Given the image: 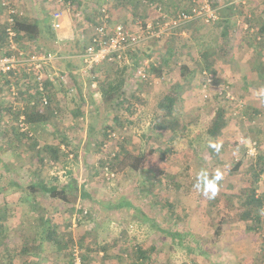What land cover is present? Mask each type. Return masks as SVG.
Instances as JSON below:
<instances>
[{
  "label": "rangeland",
  "instance_id": "rangeland-1",
  "mask_svg": "<svg viewBox=\"0 0 264 264\" xmlns=\"http://www.w3.org/2000/svg\"><path fill=\"white\" fill-rule=\"evenodd\" d=\"M15 1L18 9L25 12L24 16L28 20L43 17L48 20V16L57 7H60L56 0ZM104 2L101 1V3L95 4L94 0H86V2H82V7L79 10H76L75 3H70L73 7L70 6L72 8L70 14L74 20V25L87 38L91 36L93 28L96 26L97 12L107 6ZM105 3L107 4V2ZM155 3L162 4L165 10L170 13L188 10L191 7V0H160ZM216 3L218 7L226 5L223 2L218 3L216 1ZM126 4L127 2H124L123 5L116 2L112 5L114 12H121L122 15L128 17V19L121 22L122 24L131 25V23L137 21L158 20L159 14L157 10L153 9L155 6L149 7V5L142 3L139 8L134 9L131 13V8L127 9ZM97 5L99 9L96 8ZM226 8V6L224 8L220 7V11ZM244 8L248 10V14H252V18L248 20L246 18L247 12L244 10L233 18L234 35L235 33L241 35L244 32L242 37H237V48L233 59L229 60L227 57L231 52V50L229 51V47L231 48L230 43L227 50L224 47L223 50L215 47V50H218L216 56L219 57V61L221 60V63L224 62L228 67V69L225 67L226 71L223 67L217 65V62L212 64L213 59L209 61L210 65L207 66L201 53L196 52L194 49V46L196 48V44L203 43V40L208 41V44L212 43L213 37H217L214 30L211 31L212 34L210 35L208 31L204 39L200 38L204 36V30L210 29V27L202 25L203 23L187 26L185 34L188 36L183 35L181 31H176L160 39L145 42L140 48L136 49L137 52H132L133 56L128 53L126 62L129 61V65L125 63V66L129 67L130 81L133 79L134 68L145 60H152L153 69L150 74L153 77L151 79L157 80V83L152 85L137 83L132 80V84L128 83L132 89L128 88L126 90L128 94L126 96L129 98L128 103L133 104L134 107L137 106L136 113L138 114L130 115L134 119L128 125V154L143 153L144 157L139 165L140 172H133L130 168L125 167L126 165L119 162L118 176L109 183L101 182L98 175H95L97 172L90 167L93 161L97 160L95 144L98 143H95L91 148L93 152L90 156L81 155L76 149H74L75 152L73 151L74 156L72 157L68 156L67 153L66 155H63L65 153L60 154V160L51 169L48 165L40 169L38 159L31 161L27 156H23L25 157L23 160L25 167L21 162H17V159L14 161L11 155L2 157L4 161L0 160V186L7 183L11 178L22 179L26 182V177H28L26 168L28 165H33L35 170L41 172L48 179L54 174H57L66 182L71 178H75L81 185H85V188L102 196V198L109 195L113 197L118 193L129 196L133 205L129 210L132 212L119 218L114 217L116 221L114 225L108 226V231L107 227L104 228L98 235V239L104 242L112 240L119 243L114 242L115 247L109 250L110 254L100 249L105 245L95 244V239H93L95 233H92V237L89 236V242L85 241V238H87L85 233L90 232L86 230V227L89 225L93 227L95 220L97 225L101 224L96 219L95 209L97 205L93 203H91L92 205H85L86 207L80 206L83 212L86 210L87 215L91 217L89 220L86 218L84 220L80 214L74 216V218L73 215L69 216L68 212L60 210L54 204L46 207L48 205L46 202H50L51 199L38 193L37 195L40 197L35 198L44 206L35 211L36 213L32 210L31 214L34 213V215H28L26 210H29V208L19 205L18 202L21 197L20 194H25L29 190L27 187L26 192L15 189L11 190V194L8 195L5 202H0V205L7 202L10 207L9 210H14L11 216H1L2 211L0 209V220L3 224L13 225L14 228L16 225L31 227V225L40 223L43 218L52 219L53 224L59 223L61 228L57 240H61L59 241L61 250L56 251L54 242L50 244L49 247L51 248L46 250L51 258L50 264H64L65 262L70 264L72 250L75 246L81 249L86 264H132L134 261L132 257H135V252L139 248L146 252V258L140 264H264L263 214H257V217L260 216V220L242 217L243 212L247 210L244 201L248 194L254 191L257 196H264V90L261 86L259 89L256 88L257 86L250 89L239 79L241 69L247 66L250 68L251 65L249 64L257 56L255 54L249 55L250 50L253 49L249 45L250 41L246 38L250 39V36L258 35L261 40L254 41V48H260V51L264 50V35L260 33L264 26V0H248V6ZM111 11L109 10V12ZM75 13L76 15L80 14L82 19L79 20V17H75ZM88 19L91 20L88 21ZM246 22L253 26V33H248V30L245 29L240 32L241 27L245 28ZM4 23L5 15L0 0V33ZM199 39L201 40L199 41ZM218 43L219 39L216 45ZM22 44L24 45L23 42ZM66 48L74 50L71 45H67ZM169 49L173 51L174 56L169 54ZM0 51L2 50L0 49ZM120 65L124 66V64ZM184 67H188L190 70L185 73L186 81L181 80V68ZM155 68H159L160 71H155ZM109 69L111 72V67L108 66V71ZM205 70H210L214 75L219 73V76L217 77V85L202 93L198 89L197 83L199 80L200 82L203 81V76L199 71L203 72ZM250 74L256 78L253 71ZM223 76H228L229 79L225 80ZM179 85H181L179 99L174 106V110L182 116L179 128L170 132L173 135L157 129L151 131L150 126L153 125L156 116L155 110H158L157 107L153 108L152 105L161 98H166V96L175 93ZM225 85L229 86L230 90L228 91L233 97V100L230 99L231 101L225 104L230 106L226 113L228 124L220 136L212 138L208 135V130L215 118L218 105L213 90H216L215 88L221 90ZM3 91L4 89H1L0 84V101L3 100L5 102L3 104H6L8 95L6 96ZM260 91L263 92L259 95L258 92ZM83 92L90 102L87 104L89 105V114L85 122L89 126L91 122L96 124L94 136L98 140H100V130L104 125H111L114 128L120 127L113 120L114 116L118 115L123 120H128L125 115H129L128 110L130 109L127 111H125V108L112 109L102 101L100 91L97 96L89 88L88 90L84 88ZM133 92H138L139 95ZM133 94L136 96L135 98H132ZM87 98L85 99L87 100ZM79 104L80 108L83 107L80 101ZM142 106H144V110H142ZM65 115L67 116L68 113L65 112ZM65 115L61 114V117L65 118ZM150 116L152 118L148 120ZM5 119H2L1 123V127L9 133L5 138L8 143L16 142V133L12 128L16 126L14 124L8 125L10 123L4 122ZM63 123L65 124V122ZM67 129L77 134L82 130L81 126L72 124H69ZM0 131L3 132V129ZM150 134L152 138L147 141L145 136ZM41 139L42 148L48 147L46 138ZM79 140L80 137H77V141ZM31 141L33 140L27 138L23 143L31 144ZM211 142L220 143L222 145L221 150L216 152L210 148L209 144ZM4 145L5 149L8 150L6 143L3 141L0 143V150L4 149ZM246 148H248L247 152ZM252 150L253 152H251ZM49 157L50 155H48ZM126 161L127 164L136 162V160L127 158ZM81 162L83 165L80 164ZM74 167H76L78 173L74 171ZM201 169H206L210 174H214L217 170L222 173L223 178L219 182L218 194L214 199H209L202 194V191L194 188L197 174ZM150 172L157 174L156 177H159V179H170L172 182L180 183L178 190H176L174 184L172 188L164 185L157 190V194H160L163 200V205L165 204L164 200H170L177 205V208H170L168 211L155 210V204L151 205L150 199L144 198L143 193L145 191L143 189L144 185H141V178L148 177ZM173 186H175V189ZM43 199H46V201H42ZM24 204L26 205V203ZM54 208L55 210L52 213L51 210ZM77 212V210L74 211L75 214H78ZM82 218L83 220L79 222ZM107 220L111 221L112 218H104L105 223ZM124 227H127L126 233L121 231ZM42 228L44 229L40 227L48 234L49 226L46 225ZM30 231L33 232L34 229ZM168 231L180 233L184 236V239L173 240L166 234ZM18 234L17 232L16 235ZM10 236H12V233H10ZM120 240L122 244L125 242L124 245L121 244L125 249L119 248L121 246ZM20 242L18 239L9 241L10 247L9 243L7 245L10 252H7V249L6 252H3L4 248H0V259H5V264H21L22 260L25 259L26 256L18 253L21 251ZM135 245L137 247L132 249ZM187 247L192 249V253H189ZM30 249L38 251L32 247ZM113 251L118 253H113ZM115 255L120 257L118 261H116V258L111 259Z\"/></svg>",
  "mask_w": 264,
  "mask_h": 264
},
{
  "label": "trees",
  "instance_id": "trees-1",
  "mask_svg": "<svg viewBox=\"0 0 264 264\" xmlns=\"http://www.w3.org/2000/svg\"><path fill=\"white\" fill-rule=\"evenodd\" d=\"M65 1L75 3L76 10H79L82 7V2L83 3L86 2V0H65ZM94 1H95V4H98L99 2L101 3V1H103V0H98L99 2L97 0H94ZM114 1H116V0H111L109 4L112 6ZM125 1H127V0H117V2L122 4V5L124 4ZM147 1L149 3L155 4V2L160 1V0H147ZM216 1L218 3L223 2L224 4H226L225 6L227 7L226 9H223V11L219 10V13H220L219 16H221L224 19L223 21L220 22V24H221V26H220L221 34L220 35H221V39L224 41V40L228 39L231 30L234 29L233 18L235 17V15L243 12L241 7H244V5H229V0H216ZM216 1L212 0V4L214 7H217V8H220V7L224 8L225 7V6L218 7L217 6L218 4L216 3ZM104 4L107 5L105 2H104ZM13 5L17 9V15L15 16V21H16L15 31H17V33H18L19 42H21V44H22V42L24 43L23 49H26V50L30 49L31 51H34V52L47 53V54L51 53V54L57 55V57H59V59H60L61 67L63 66L62 68L66 69L67 71H69L72 74L74 81H75V84L77 85V88H79L80 91L82 92V90L84 89L85 82L89 79H86V80L82 79L80 77V75L77 73V70L82 66V62H81L82 60L80 59V55H82L86 49L85 42H83V40L81 42L80 37L76 36L72 41L68 42L67 44L59 45L57 43L58 42L57 41V35L51 27V21L46 20L45 22H42V21H37V20H28L24 16L25 12L20 11L18 9V7L16 6V4L13 3ZM96 8H98V5L96 6ZM76 13L74 16L75 17L77 16V18L79 17V20L82 19L80 14L76 15ZM96 15H97L96 25H98V22L100 21V17H101V12L100 11L97 12ZM90 20L91 19H88V21H90ZM219 21H220V19H219ZM217 27H219V26H217V25L215 26L216 31H217ZM247 32L249 33L250 31H247ZM260 33H261V35H264V26L262 27ZM4 34H5V27L2 28V31L0 33V39H2ZM253 36H254L253 39H251L252 36H250V39H249V41H250L249 45L250 46L251 45L255 46L254 41L255 42L258 41V38H259L258 35H253ZM217 41H218V38L213 37L212 43L207 44L208 41L207 42L203 41V43L197 44L198 49L200 50V53L202 55V58H204L207 66L210 65L209 61L212 59H213L212 64H215L217 61H219V57L216 56V52H215V47H219V44L216 45ZM67 45L73 46L74 50L67 49L66 48ZM224 46H225V44H224ZM0 47L1 48L4 47V43L2 41L0 42ZM223 47L221 48V50H223ZM225 49H227V48H225ZM172 52L173 51L171 49H169V54H172V56H174V54ZM69 54L73 55V57H71V58L67 57V55H69ZM120 64H122V63H120L118 61L102 63L93 69V71L91 73V77H92V79H94L98 82V85H99L98 88H99V91H100L101 96H102V101L106 105L110 106L112 109L125 108V111L130 109V110H128L129 115H135L137 108L132 106L131 104H129L128 99L125 98L126 91L124 90V87L126 85L127 80L129 79V67L125 66V65L121 66ZM108 66L111 67V72H110V69L108 71ZM156 70L160 71L159 68H155V71ZM188 70H189L188 67L187 68H185V67L181 68V78H182L181 80L182 81L187 80V78L185 77V73ZM199 73L202 74L201 71H199ZM218 76H219V73H216L214 75L213 85H217L216 83H217V77ZM263 77L264 76L261 74L260 79ZM0 84H1V89L6 90V86H7L8 82L6 81L5 78L0 77ZM144 84H147V83H144ZM48 85L49 84H46V87H45V95L47 96V98L49 100V104L46 107L45 106L40 107L39 103H37L35 106H31L29 104V101H31V99H39L40 97H42L44 95L40 92H37V90L35 91L36 86L34 87L33 85L22 84L23 87L20 88V90H19L20 91V97L22 98L23 102L26 103L27 122L30 123L31 125H32V123L38 124L40 122L43 123L45 121H49V119L53 118L55 115H57V114L60 115L61 109L58 107V101L63 100L64 95L62 96V94H60V96H59L57 93L54 92L52 87L49 88ZM197 86H198V89L202 93H205V90L203 88V81L200 82V80H199L197 83ZM180 87H181V85H179L176 88L175 93L166 96V98L163 97L157 101L158 113L154 117L155 121L153 120V122H154L153 125L150 126L151 131L157 129V130L165 131V132L169 133V135H173L170 132L179 128L180 118L182 116H181V114H178V112H176L174 110V106L179 99V93H180L179 90L181 89ZM213 87L214 86H212L211 88H213ZM88 88L91 89L90 86L86 87L87 90H88ZM194 88L196 89V87H194ZM215 89L216 90H213V91L215 92V99L218 101V105L216 108L217 111L215 114V118L213 119V121L209 127V130H208V135L212 138H216V137L220 136L222 134V132L224 131V128L228 124L227 120H226L227 119L226 113L230 107L229 105H225V104L229 103V100H227L223 95L220 94V92H219L220 89L219 90L217 88H215ZM5 90L3 91L4 94H5ZM132 96H133V98L136 97L134 94ZM3 102H4L3 100H2V103L0 102V127H1V123H2V119H1L2 115L3 116L8 115V116H11L13 119H16L18 114H19V112L12 111L10 99L8 101H6V104H3ZM235 108H238V107L235 106ZM66 110L63 113H65ZM55 111H57V114H54ZM84 111H86L85 106L82 108L81 111L80 110H74V111L69 112V113H72L75 116V118H79V116L80 117L82 116L83 118H81L80 121H81L82 125L84 124V127H86L85 121H87V120L85 118L86 113ZM88 114L89 113H87V116H88ZM113 120L120 127L114 128L111 125H106V126L104 125L100 130V134H101L100 140H98V138H95V136H94V129H95L96 124L93 122L89 123L90 124V127H89L90 138H88V139L90 140L91 137H93L92 141H96V142H93V144L98 143V144H95V147H96L95 153L97 155V160H94L90 167L93 168V171L95 170L97 172V173H95V175H98L99 180L101 182H105V183L108 182V180L106 179V177L103 174V173H105L106 168L108 169L109 172H113L114 174H116V177L118 176L117 175L118 174V167H119L120 163L123 165H126L125 167L130 168L133 172H136V171L140 172L141 170L139 169V165H140V163L144 157L142 152H139L137 155L130 154V153L128 154L129 143L127 141L128 140L127 137H126L127 139L126 138H123V139L119 138V140H114V141L112 140V135L114 133H117L120 136H122L121 135L122 129L125 126L129 127L128 125L131 124V121H129V120L125 121L122 119L121 116H118V115L114 116ZM123 121H125V122L122 123ZM12 128H13V131L16 133L17 141L16 142H9V143L7 142L8 150H6V149L4 150V151H7L6 153L13 156V158H16L17 160L19 158L20 160H18L17 162L20 161L24 167H25V162H23V160L25 159V157H23V156H27L28 159H30L31 161L33 159L35 160L37 158L38 159V161H37L38 167H41L40 169L44 168V166H47V165L51 169V168H53V166L57 165V162L60 160V149L59 148L56 147V149H50L49 146L42 148L43 147L42 145L39 146L38 143H36L35 138L34 139L30 138L25 133L19 132L17 127H12ZM84 130L85 129L82 128V130H80V132H79L80 134L79 133L77 134V136L80 137V139L82 138L81 136L83 135ZM145 137H146L147 141H149L152 138L151 134L148 136H145ZM27 138H29L30 140H33L35 142V144L33 141H31V144H27L28 146L30 145L33 147L28 148V146L23 143V141L27 140ZM73 139H75L77 141L76 137H73ZM110 142H112V143H110ZM62 143H65L64 148L67 151V155L68 156L69 155L74 156L73 151L75 152V150L73 147H71L72 141L69 139H66V138H62ZM106 143H110V145H109L110 152L109 153L112 154L115 152V156L110 157L109 159H107L106 157L104 158L101 155L102 146ZM247 151H248V148H246V152ZM46 152H47V154H46ZM22 153H24L23 156H21ZM110 154H108V156H110ZM48 155H50L49 158H48ZM75 157L77 158L78 156H75ZM258 157H259V152H258ZM126 158L136 160V162L134 164H127ZM26 169H27L26 172H27L28 177H26V182L22 183L25 187H22V186L19 187V189H21L22 191L26 192V190L28 189L31 193L43 194L45 196H48V198L60 200L63 203H65L66 205L71 204V203H75V201L77 200V197L80 194L84 195V190H83V192L80 193L81 190H79V188L76 184V180H74V179H70L67 184H60L58 181L59 176L57 174H54L53 176H51L49 178V180L50 179L51 180H50V183H48L47 181H45V178H47V177L43 176L41 172L35 170L33 165H28ZM254 174H257V173H254ZM257 175H256V178H257ZM156 176H158V175L153 174V172H150L148 177L141 178V185H144L143 189L145 191L143 193V195H145L144 198L151 199L152 205L155 204V206H154L155 210L159 209L160 211H162V210L168 211V209H170V208L171 209L177 208V205L170 200H164L165 204L163 205L162 204L163 200L160 197V194H157L158 193L157 190L159 189V187H162L164 185H166V187L172 188L173 184L176 186V190H178L180 188V183L172 182L170 179L169 180H167V179L162 180ZM29 177H30V179L27 182V179ZM175 186H173L174 189H175ZM26 187H27V189H26ZM0 191H2V190L0 189ZM139 193H141V192H139ZM244 204H246L247 210H245V212H243V214H242L243 218L252 219V220H257V219L260 220L261 219L260 216L258 215V217H257L258 213L263 214V217H264V196L259 197L256 195V193L254 191H252L250 194L247 195V197L244 201ZM119 206L120 207H133L132 203L127 201V200H125L124 203L122 202L121 205H119ZM80 213H81V216L88 219V216H86L88 213L85 215L83 212V209L80 210ZM82 220L83 219L79 220V222ZM50 222H51V219L50 220L48 219L49 225H50ZM46 223L47 222H45V224ZM0 227H2L1 224H0ZM41 229H43V228L41 227ZM49 229H50V227H49ZM51 229H52L51 232L49 231L48 234L46 233L47 234L46 237L41 238V240H40L41 244L45 240L52 241L51 243H53V242L55 243L56 251H60L61 247L59 246L60 242L57 240V234L55 232L56 228L54 229V226L52 225ZM166 234L169 237H171L173 240L184 239V236L180 233H172V232L168 231V232H166ZM4 240H5V236L2 232V230L0 229V248H4L3 252H6ZM136 247L137 246L135 245L132 247V249L133 248L135 249ZM100 249H102L105 252H107V250H108L106 248V246H103ZM187 249H188L189 253H192V249L190 247H187ZM22 253L25 254V253H29V252L27 251V248H25L24 251H22ZM33 253H34L33 256H36L39 254L38 251H35ZM129 257H131V256H129ZM132 258L134 260L132 262V264H138V263L140 264V262L145 260L146 252L144 250H142L141 248H139L135 252V257H132ZM41 259L42 258L39 257V260H41ZM0 262H1V264L6 263L5 259H0ZM83 262H84V264H86L84 258H83ZM71 263H72V261L70 262V264ZM40 264H42V260H41Z\"/></svg>",
  "mask_w": 264,
  "mask_h": 264
},
{
  "label": "built area",
  "instance_id": "built-area-1",
  "mask_svg": "<svg viewBox=\"0 0 264 264\" xmlns=\"http://www.w3.org/2000/svg\"><path fill=\"white\" fill-rule=\"evenodd\" d=\"M108 2L109 0H104ZM57 4L64 6L65 0H56ZM248 4V0H231L229 5H244ZM1 6L5 10V38L4 47L0 48V77H3L8 82L6 86V96L12 106V111L19 112L16 119L11 116H1L5 119L8 125L14 124L19 132L25 133L30 138L34 137V132L31 124L27 122L26 116V103L20 97V88L22 84L33 85L35 91L44 94L39 99H31L29 104L35 106L39 103L40 107L48 106L49 100L45 95L46 84L48 87L57 92L64 91L68 101V109H78L80 106L79 93L76 86L73 84V76L69 72H64L56 66L59 57L51 53H39L31 51L30 49H23V44L18 40V33L15 31L17 9L14 7L12 0H1ZM159 14L158 20L137 21L134 25L127 26L119 23L110 26L111 14L103 7L101 9V17L98 25L93 30V35L86 46L84 53L81 55L82 66L77 70V73L84 80H87V86L92 90H98V82L91 77L93 69L105 62H124L127 63V56L129 51L137 52L136 49L140 48L142 44L152 39H160L163 36L169 35L176 31L186 32L187 26L192 23L213 24L220 19V8L214 7L212 0H194L192 6L188 10H180L174 13L166 11L161 6H155ZM54 30H59L62 27V20L64 17V10L56 9L51 14ZM250 20L252 16L246 15ZM244 29L254 32L248 22L244 25ZM261 40V37L258 38ZM153 69L152 60H145L134 68L133 80L137 83L149 82L152 79L150 71ZM203 88L206 92L211 88L214 81V74L210 70L202 72ZM229 86H224L220 90V94L227 100H233ZM231 99V100H230ZM81 102V101H80ZM55 114L57 112L55 111ZM120 136L117 133L112 135V140H119V138H126L128 135V127L122 129ZM112 141V142H113ZM110 142V143H112ZM106 143L102 146L101 155L107 159L115 156V152L110 154L109 145ZM253 152V150L251 151ZM110 154V156H108ZM257 154V153H256ZM255 154V155H256ZM72 157V155H70ZM106 179L112 181L115 179L116 174L109 172L105 169L103 173ZM87 214V211H84ZM71 264H84L82 251L79 247H73L72 250V263Z\"/></svg>",
  "mask_w": 264,
  "mask_h": 264
},
{
  "label": "crops",
  "instance_id": "crops-1",
  "mask_svg": "<svg viewBox=\"0 0 264 264\" xmlns=\"http://www.w3.org/2000/svg\"><path fill=\"white\" fill-rule=\"evenodd\" d=\"M110 1L111 0H109L107 2V5L108 6H105V8L108 11L109 10L111 11L113 9L112 6L109 4ZM15 2H16L15 0H12V3L16 4ZM116 2H117V0L114 1L113 4H115ZM125 2H127L126 8L127 9L131 8L130 9V12L131 13L133 12L134 9L139 8L142 5V3L149 5V7L161 6L162 8H164L163 5L160 4V3L153 4V3H149L147 0H127ZM193 2H194V0H191L190 6H192ZM229 2H231V0H229ZM70 3L71 2L67 1L64 6H60L58 4L64 10V17H63V20H62V27H61V29H59L57 31L54 30L53 27H52V24H53L52 16L51 15L48 16V18H49L48 20L51 21V27L55 31L56 35H57V41H58L57 43L59 45H61V44L65 45L68 42L72 41L76 36H78V37H80V41L82 42V40H83V42H85V44L87 46L88 43H89V41H90V39H91V36L93 35L94 32H92L91 36L89 38H87L86 36H84L83 34H81L82 33L81 31H79L78 29H76V27L74 25V20L71 17V14H70V10L73 8ZM247 6H248V4L246 6H244V7H247ZM60 7H57L56 9H61ZM244 7H241L242 10L246 11L247 12L246 14H248V10H246ZM153 9L154 10H157V9H155V7ZM3 10H4V8H3ZM100 12H101V10H100ZM109 13L112 16L111 17V21H110V26L111 27H113L116 24L121 23L123 20L128 19V17L122 15L121 12H117V11L114 12V10H112ZM4 15H5V10H4ZM250 15L252 16V14H250ZM222 19L223 18L220 16V21L219 22H221ZM36 20L37 21L45 22L46 21V18H44V17L43 18H37ZM219 22H215V23L209 24V25L208 24H204V23L202 24L200 22H197V23L190 24V26L191 25L193 26L194 24H199V25L202 24V25H205L206 27L208 26V28L210 27V29L204 30V36L203 37H200L202 39H204L206 37L205 34L208 31H209L208 33L210 35V34H212L211 31H214L215 30V26L216 25L219 26V27H217V31L215 30L216 31V36L219 39V43H218L219 44V47L218 48H222L224 46V44H225L224 49L225 48L228 49L229 43H230L231 48L229 47V51L231 50V52H230L229 55H227V57H228L229 60H232L233 59V56H235L234 54H235L236 48H237V46H236L237 37H242V35L244 33V32H242L243 31V27H241V31H240V32H242L241 35H237L236 33L234 35L235 26H233L234 29L231 30L228 39L223 41L221 39V35H220L221 34V31H220L221 24L219 25ZM135 23L136 22H133V23H131V25H134ZM216 23H218V24H216ZM233 24H234V22H233ZM131 25H129V26H131ZM250 26L253 28V26L251 24H250ZM4 27H5V24H4ZM94 28H93V30H94ZM185 33H182V34L185 35V36H188ZM252 37H254V36H252ZM4 38H5V34L2 37V39H0L3 43H5ZM246 39L249 40V38H246ZM200 40L201 39H199V41ZM196 46H197V44H196ZM251 48L253 50H250L249 55L252 56V55L255 54L257 56H255L252 59L253 62H251L249 64V65H251L250 68L247 66L246 68L243 67L241 69L242 71H240L241 76L239 77V79L242 80L245 83V85L247 87H249L250 89L253 86L254 87L257 86L256 88L259 89L260 86H261V87H263V90H264V77L260 79V75L261 74L264 76V50H261L260 51V48L255 49L254 46H252V45H251ZM194 49H195L196 52L200 53V50L198 49V46L196 48L194 46ZM227 49H225V50H227ZM215 52H218V50L216 49ZM129 54H130V56H133L134 55V54H132L131 51H129ZM67 57L71 58V57H73V55L69 54V55H67ZM80 59H81V55H80ZM120 63H122V64L125 65L124 62H120ZM127 63L129 65V61H127ZM217 65H220V67H223V69H225V67H227L224 62L221 63V60L220 61H217ZM56 66L60 70H62L64 72H69L66 69L62 68L63 66L61 67V65H60V59H59V61L56 62ZM227 69H228V67H227ZM225 71H226V69H225ZM251 71H253L256 74V78H255V76H253L252 74H250ZM223 78L225 80L229 79L228 76H223ZM132 80L130 81V77H129V79L127 80L126 85L124 87V90L125 91L128 88L132 89V87L128 84V83H131ZM246 81H247V83H246ZM72 82H73V84L77 88V85L75 84L74 79H73ZM255 82H257V83H255ZM145 83H147L149 85H152V84L157 83V80L152 79L151 81L145 82ZM256 84H258V85H256ZM86 87H87V82H85V85H84V88H86ZM77 91L79 93V97L78 98L80 99L81 103L83 104V107L85 106V108H86V111H84V112L86 113L85 114V118L87 120V118H88L87 113H88V109H89L88 108L89 105H87V104L89 103V99L87 98V96H85L83 90L81 92L80 89L77 88ZM133 91H135V90H133ZM54 92L57 93L59 96H60V94H62V96L64 95L63 96L64 97L63 100L58 101V107L61 109V112L62 113L60 112V115L57 114L53 118H50L49 121H45L43 123L40 122L38 124L37 123H34V124L32 123L31 128H32V130H33V132L35 134L34 137H32V138L33 139L35 138L36 143H38L39 146H41V141H42L41 138H43V137L46 138V142H47L46 144L49 145L50 149H56V147H57V148L60 149V154L65 153L63 155H66L67 151H64V149H65L64 148L65 143H62V138H66V139H69V140L72 141L71 147H73L74 149H76L77 152L81 153V155H85V156L89 155L90 156V154L93 152V151H91L92 150L91 147L94 145L93 144L94 141H92L93 140V137H91L90 140L88 139V138H90V136H89V134H90L89 127L90 126L89 125H86V127H84V124L82 125V123L80 121V119L83 118L82 116L81 117L79 116V118H75V116L72 113H69V112H72V111H74L76 109H70V110L68 109V106L69 105H68V101H67V98L65 96V92L64 91L57 92V91L54 90ZM94 92H95V94L97 96V94H99V88H98V90L96 89ZM261 92H263V91L258 92L259 95H260ZM128 93H129V91H128ZM133 93H136L137 95H139L138 92H133ZM126 95H128L127 92H126ZM126 95H125V98L126 99H129L128 96H126ZM85 98H87V100ZM100 98H102L101 95H100ZM132 98H133V96H132ZM132 106H133V104H132ZM152 106H153V108L154 107H157V101ZM83 107H81V108H83ZM81 108L79 107L77 110H80L81 111ZM144 109H145L144 106H142V110H144ZM65 110H66V113H68L67 116L65 115V113H63ZM157 113H158V110L157 111L155 110V114H157ZM54 114H55V112H54ZM61 114L62 115H65V118L61 117ZM125 117L129 121H132L134 119V117L133 116H130V115H125ZM151 118L152 117L150 116V118L148 120H151ZM63 122H65V124ZM69 124L76 125V126L79 125V126H81V128H84L85 129L84 132H83V135L81 136L82 138L79 141H76L75 139H73V137H76V138L78 137L77 136V133H75V132L73 133V132H71L72 130L67 129V126H69ZM150 124L151 123L149 122V125ZM1 129H3V132L0 131V143H1V141H3L7 145V140H6L5 136L7 134H9V133L7 132V130H5V128H2L1 127ZM38 130H39V132H38ZM40 133H41V135H40ZM59 137H60V139H59ZM34 144H35V142H34ZM29 147H33V146H30L29 145L28 148ZM1 150H0V157H1L0 160L1 161H4V160H2V157L4 158L5 156H7L9 154L6 153L7 151L4 152L5 145H4V149H1ZM46 154H47V152H46ZM23 155H24V153L21 154V156H23ZM13 159L15 161L16 158H13ZM18 160H20V159L18 158ZM80 164L83 165L82 162ZM80 167H82V166H80ZM74 171H76L78 173V170L76 169V167H74ZM16 177H18V176H16ZM58 178H59L58 181H59L60 184H67L68 183V182H66V180H62L61 177H58ZM66 178H67V176H66ZM29 179H30V177L27 179V182H28ZM48 180H49L48 177L45 178V181H47L48 183H50V180L51 179L49 181ZM74 180H76V179L74 178ZM22 183H24V181L22 179L11 178V180L7 181V183L2 184V186H0V189L2 190V191H0V202H5V200H7L8 195L11 194V190H15V189H18L19 190V186L24 187V185ZM103 183H105V182H103ZM106 183H109V182H106ZM76 184H77L79 190H81L80 193L83 192V190H84V195L80 194L77 197V200L75 201V203H71V204L66 205L65 203H63L60 200L49 198L51 200H50V202H46L48 204V205H46V207H49L51 204H54V206L55 207L58 206V208L60 210H64V211L68 212L69 216H72L73 215V218H74V216H76V215H79V214L81 215L80 210H78V209H81L83 206H85L87 204L88 205L91 204V203L96 204L97 205L96 206L97 208L95 209V211H96V219H97V221H100L101 224H98L97 225V223H95V221H96L95 220L94 221V224L95 225H93V227L91 225H89V226L86 227V230H88L90 232L85 233V234H87V238H85V241L87 240L89 242V236L92 237V233H95V236L93 238V239H95V244L97 243V245L98 244L99 245L100 244L101 245H105L106 248L108 249V251L106 253H109L110 254V251L109 250H111V248L115 247L114 246V242H116V241H112L111 240V241L104 242V241L98 239V237H99L98 235L103 231L104 228L107 227V231H108V226H110L111 224L114 225V222H116L114 220L115 219L114 217L117 216V218H119L121 216L128 215V214H130L132 212L131 210H129L130 207H120L119 206V205H121L122 202L124 203L125 200L131 202L132 199L129 196H127L126 194H124V193H118L117 195H114L113 197H111L112 195L111 196L109 195L106 198H104V197L102 198V196L95 194V192L93 193L88 188H85V185H81L78 181H76ZM124 184H126V182H124ZM37 194L38 193H31L30 191L26 192L25 194H20L21 197L19 198L18 204L19 205H23V207L26 206V208H29V210L28 209L26 210V212L28 213V215H30L32 213V210H33V212H35V211H38L40 208H43V206H44V204L42 205V204L39 203V201H37L36 198L39 196ZM42 197H44V196H42ZM42 201H46V199L45 200L43 199ZM149 202L152 205L151 199H150ZM24 203H26V205ZM80 206H82V207L80 208ZM9 208L10 207L7 205V202L4 203L3 205H0V209L2 211L1 212V216L2 215L11 216L14 213V210H12V209L9 210ZM54 210H55V208L53 210H51V212L53 213ZM76 210L78 211L77 212L78 214H75L74 213V211H76ZM31 215H34V213L31 214ZM42 215L44 216V214H42ZM87 216H88V219L87 220L91 219V217H89V215H87ZM64 217H66V216H64ZM108 217H111L112 220L111 221H108L107 220L106 223H105L104 222V218H108ZM83 218L85 220V217H83ZM48 219L50 220V218H43L40 223L38 222L35 225H31V227L30 226L29 227L28 226L25 227V226H22V225H16L15 228L13 227V225L3 224V222L0 220V224L1 225L3 224L2 227H0V229L2 230V232H3L4 236H5L4 243H5V249H7V252H10V249H9L10 243H9V241L14 240V239H18V240L21 241L20 242L21 243V251L18 252V253L20 255L26 256L25 259L22 260L21 264H40L41 260H42V263L43 264H50L51 258L48 256L49 253L46 250L49 249V248H51L49 246H50V244H51L52 241L45 240L41 244V241H40L41 238L46 237L47 234H46V231L40 230V227H44V226L48 225L50 227V229H48V228L47 229L49 231L50 230L52 231L51 226L53 225L54 226V229L56 228L55 229V232H56L57 236L60 235V228L61 227H60V224L59 223L58 224H55V223L53 224L52 223V219H51V222H50V225H49ZM69 220H71V219H69ZM44 221L47 222V223L45 224ZM31 229H34V231L33 232L30 231ZM126 229H127V227H124V229L121 230V231L122 232L124 231L123 233H126L125 232ZM17 232L19 233L18 234L19 237H18V235H16ZM10 233H12V236H10ZM59 241H61V240L59 239ZM62 241H63V239H62ZM8 243H9V247L7 245ZM116 243H118V242H116ZM121 244L122 243H121V240H120V245ZM124 244H125V242H123L122 245H124ZM122 245L119 246V248L125 249ZM63 246H64V243H63ZM30 247H32L33 249H37L39 254L36 255V256H33V254H34L33 252H35V251H32V249H30ZM25 248H27V251L29 253H25V254L22 253V251H24ZM113 253H118V252H114L113 251ZM39 257H41L42 259L39 260ZM115 258H116V261H118L119 260L118 258H120V257L115 255L111 259L114 260ZM86 262H88V261H86ZM64 264H66V262Z\"/></svg>",
  "mask_w": 264,
  "mask_h": 264
},
{
  "label": "clouds",
  "instance_id": "clouds-1",
  "mask_svg": "<svg viewBox=\"0 0 264 264\" xmlns=\"http://www.w3.org/2000/svg\"><path fill=\"white\" fill-rule=\"evenodd\" d=\"M209 147L214 149L216 152H219L222 145L220 143L211 142ZM222 178V173L219 170H217L214 174H210L206 169H201L197 174L194 188L198 191H202V194L209 199H214L218 194L219 182Z\"/></svg>",
  "mask_w": 264,
  "mask_h": 264
}]
</instances>
